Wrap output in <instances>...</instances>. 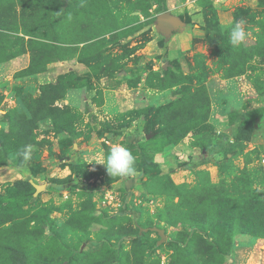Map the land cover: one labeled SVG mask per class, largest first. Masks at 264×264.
I'll return each mask as SVG.
<instances>
[{
  "label": "rangeland",
  "instance_id": "obj_1",
  "mask_svg": "<svg viewBox=\"0 0 264 264\" xmlns=\"http://www.w3.org/2000/svg\"><path fill=\"white\" fill-rule=\"evenodd\" d=\"M76 1L87 9L71 8V17L63 21L41 24L46 17L24 15V23L30 24L26 29H0V51L7 54L24 49L32 39L27 34L48 39L44 42L46 64L39 66L40 72L28 76L17 73L28 64V50L0 63V135L8 129L7 110L15 108L28 115L22 98L37 95L40 84L66 79L81 88L73 89L70 99L73 98L67 103L75 116L71 135L56 132L51 120L44 119L34 130V142L23 149L8 146L3 154L0 144V205L13 200L22 202L32 193L22 208L30 216H46L48 212V222H42L45 237L50 229L62 226L69 218L70 225L74 220L87 224L89 239L76 244L68 234L70 250L59 264H85L81 253L94 251L104 242L112 249L128 250L130 237L117 243L111 236L118 228L111 218L121 221L118 232L128 227L150 231L141 239L143 264H161L162 258L163 264H173L169 241L181 226H168L162 221L158 212L163 197L147 189L148 173L137 170L136 165L143 156L152 164L149 170L159 169L175 183L194 185L199 169L207 170L210 180L217 182L228 172L219 171L217 163L222 162L225 152L233 151L237 155L232 158L231 176L243 167L246 155L249 172L264 176V55L248 54L244 73L226 77L227 57L217 51L203 29L206 20L217 21L222 33L220 42L231 47L230 29L242 22L251 35L238 48L252 45L264 24V0H164L165 11L179 20V28L168 36L155 26L156 16L163 12L159 10V0H138L136 4L130 0H105V6L103 1ZM88 1H93L90 10ZM33 2L36 0H0V7L7 8L11 17L14 14L18 23L22 4L25 10L32 11L29 8ZM144 5L149 6L146 12L138 9ZM86 30L97 34L94 52L98 64L84 63L85 71H80L76 63L80 58L78 46L56 42V38ZM64 48H75V52ZM198 83L203 84L208 98L205 120L195 118L181 123L182 129L190 131L177 146L166 144L169 134L165 124L154 125L155 130L147 133L141 111L152 114L157 107H167L188 89L196 90ZM104 90L108 107L103 106ZM152 119L154 123L161 118L153 115ZM238 134L242 138L237 139ZM114 143L131 150L137 171L107 182L110 176L105 166L95 162L106 157ZM26 147L31 148L27 161L21 156ZM202 157L208 158L204 166L199 161ZM35 186H41L37 192ZM16 195L23 197L14 199ZM149 222L151 225L146 227ZM151 228L162 229L165 239L158 243L160 236ZM107 236H111L109 240ZM263 240L251 244L241 241L237 250L233 243L223 264H264ZM6 249L7 244L2 250ZM115 259L109 264H124L121 255Z\"/></svg>",
  "mask_w": 264,
  "mask_h": 264
},
{
  "label": "trees",
  "instance_id": "obj_2",
  "mask_svg": "<svg viewBox=\"0 0 264 264\" xmlns=\"http://www.w3.org/2000/svg\"><path fill=\"white\" fill-rule=\"evenodd\" d=\"M95 1L99 3L103 1V6H105V0ZM130 2L136 4L138 0H130ZM33 3L29 8L33 9L32 11L25 10L24 4H22L20 22L18 23L14 14L11 17L7 8L0 7V29L17 30L20 27L26 29L30 24L24 23V15L46 17V20L43 18L40 23L47 21L52 24L71 17V8L87 9V6H81V1L76 0H68L66 3L62 0H36ZM91 3L93 1L87 3L88 10L91 8ZM148 8V5H144L138 9L146 12ZM159 10H166L164 0H159ZM71 19L76 21L75 18ZM38 24L39 22L34 26ZM260 27V34L254 44L242 48L229 47L220 42L222 33L218 22L206 20L203 26L204 31L216 45L217 51L227 57L226 69L228 72H226V77L244 73L248 54L264 55V24H261ZM78 34H70V38H56V42L78 46L77 53L80 55L78 62L91 63L96 66L98 62H96L97 57L94 50L97 48L95 41L97 34L88 30ZM27 35L32 39L27 41L26 47L17 51V54L0 51L1 63L28 50V64L17 72L21 76L36 74L42 71L39 66L46 64L47 49H45L44 42L48 39ZM64 49L67 52H75V48ZM82 80L83 78L78 82ZM202 85L198 83L196 90L188 89L187 93H182L167 107L161 106L152 110V114L148 111H141L140 114L145 118V127L147 125V133L153 131L154 125L163 126L165 124L166 130L169 131H167L169 138H167L166 144H178L190 131L188 128L182 129L181 123L194 121L195 118L203 121L208 116V98ZM78 87V84L66 79L56 83L45 82L39 85L37 95L22 98L28 115L24 111L18 112L15 108L7 110L8 129L6 133L1 132L0 135L1 152L5 154L8 146L16 150L23 149L26 145L33 143L35 140L34 130L37 128L38 122L44 119L51 120L56 132L71 135L75 130V116L72 113V107L67 104L59 106L55 104V101L64 98L68 90ZM153 115L161 119L153 123ZM177 125L178 129H174ZM238 138L240 139L242 136L238 134ZM236 155L233 151L225 152L222 162L217 163L219 171H228L225 177L231 176L229 171H233L234 167L232 158ZM245 157L243 167L236 169L230 179L223 176L217 182H212L208 171L199 169L196 174L198 177L196 183L189 185L186 182L175 183L167 173L159 169L149 170V166L151 167L152 164L141 156L136 166L137 170L148 173L147 189L151 193L163 197V206L158 212L162 221L168 226H181L169 241L171 263L223 264L225 254L232 248L236 235L245 234L264 239V176L258 177L257 172L250 173L246 168L249 163L248 156ZM207 162L208 158L202 157L200 163ZM119 178L110 177L107 182ZM55 180L61 181L58 178ZM16 183L28 185L26 182L20 181ZM258 184L261 187H258ZM29 196L31 199L32 193H29ZM17 197L22 198L23 196L16 195L14 199ZM29 199L24 198L22 202L13 200L6 205H0V264H59L60 261L66 259L67 251L70 250V245L67 244L68 234L72 236V240L74 239L76 244L89 239V233L85 227L87 224L74 220L70 225V218L62 226L50 229L49 236L45 237L42 222H48V212H46V216L41 213L30 216L27 209L22 208V205L29 203ZM111 219H113V226L118 225L117 232L115 231L111 236L116 239L117 243L121 239L130 237L129 249L118 250L119 247L112 249L104 242L100 248L94 251L81 253L85 264H109L112 260H116L118 255H121L124 264H143L144 247L141 244V239L150 231L139 230V228L133 231L131 227H128L125 232H118L121 221ZM31 222L32 224H30ZM81 225L84 227L82 228ZM150 225L149 222L146 227ZM111 236H107L106 240H109ZM6 244L7 249L3 251L2 248Z\"/></svg>",
  "mask_w": 264,
  "mask_h": 264
},
{
  "label": "clouds",
  "instance_id": "obj_3",
  "mask_svg": "<svg viewBox=\"0 0 264 264\" xmlns=\"http://www.w3.org/2000/svg\"><path fill=\"white\" fill-rule=\"evenodd\" d=\"M251 34L243 27L242 22H236L230 29L229 42L233 47L241 46ZM31 148L26 147L22 159H30ZM96 164L104 165L110 177H125L136 174V160L131 150L121 144L114 143L104 158H98Z\"/></svg>",
  "mask_w": 264,
  "mask_h": 264
},
{
  "label": "water",
  "instance_id": "obj_4",
  "mask_svg": "<svg viewBox=\"0 0 264 264\" xmlns=\"http://www.w3.org/2000/svg\"><path fill=\"white\" fill-rule=\"evenodd\" d=\"M155 26L158 32L161 34L168 36L171 32L177 30L179 28V20L176 16L171 14L169 11H163L159 13L155 18ZM41 186H35V191L37 192ZM158 233L160 236V243L165 239L164 233L162 229L159 228H151ZM146 230V229H144Z\"/></svg>",
  "mask_w": 264,
  "mask_h": 264
},
{
  "label": "crops",
  "instance_id": "obj_5",
  "mask_svg": "<svg viewBox=\"0 0 264 264\" xmlns=\"http://www.w3.org/2000/svg\"><path fill=\"white\" fill-rule=\"evenodd\" d=\"M76 63L77 64H80V71H85V65H84V63H81V62H76ZM78 90L80 91L81 88H78ZM73 93H74L73 92V89L68 90V92H67V94L65 95L64 98L57 100V105L61 106V105H64V104L69 103L68 101L72 100V98H73L72 97L70 99V97H71L70 95H73ZM103 94H104V101H105V103L103 104V106L104 107H108V100H107V97L105 96V90L103 91ZM59 101H61V103H59ZM67 105H69V104H67ZM172 146H175V145H172ZM176 146H177V144H176ZM199 161L201 162V160H199ZM204 165L205 164H201V166H204ZM262 240H263L262 238H256V237H251V236L245 235V234H239V235H236V237H235V240H234V244H235L234 249L237 250L238 244L241 241H247L248 244H251L252 242L253 243L257 242L258 243L259 241H262Z\"/></svg>",
  "mask_w": 264,
  "mask_h": 264
},
{
  "label": "built area",
  "instance_id": "obj_6",
  "mask_svg": "<svg viewBox=\"0 0 264 264\" xmlns=\"http://www.w3.org/2000/svg\"><path fill=\"white\" fill-rule=\"evenodd\" d=\"M10 98H12V99L14 100V98H13V96H12V95L10 96ZM4 101H5V100H4ZM5 102H6V101H5ZM262 161H264V159H262ZM106 196H108L109 198H111V196H110L109 192H107V193H106ZM160 263H161V264H163V263H164V258H162V260L160 261Z\"/></svg>",
  "mask_w": 264,
  "mask_h": 264
}]
</instances>
